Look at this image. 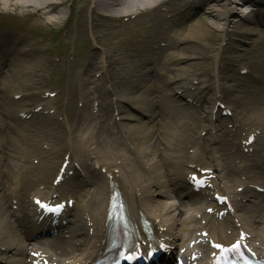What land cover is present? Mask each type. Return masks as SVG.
Here are the masks:
<instances>
[{
  "label": "bare ground",
  "instance_id": "obj_1",
  "mask_svg": "<svg viewBox=\"0 0 264 264\" xmlns=\"http://www.w3.org/2000/svg\"><path fill=\"white\" fill-rule=\"evenodd\" d=\"M249 7L251 11L231 25L232 17ZM0 14L12 16L19 24L34 18L59 27L71 22L72 26L62 34V40L63 44H72L75 52L69 69L72 79L79 70L77 65L87 64L80 86L82 112L79 116L73 115L76 92L72 80L66 93L73 102L72 111L65 116L66 122L60 121L53 114L46 113L44 107L35 112L20 102L27 96L36 101L37 95L47 87L44 72L54 73L60 63H56L55 71L49 72L54 62L33 45H26L25 36L18 37L9 32L0 34V59L4 60H0V185H13L5 195L6 199H0L8 204L12 199L23 197L24 192L35 185L33 177L38 180L41 169L42 179H46L51 165L44 163L40 169L38 165L43 158L40 145L44 142L50 147L48 152L54 151L58 155L64 152L69 157L78 155L86 182L93 187L92 196L79 212L86 215L95 242L82 252L80 258L74 257L68 264H88L102 249L109 182L119 185L129 213L136 220L138 210H150L157 237L167 241L172 248L177 235L170 234L169 227L171 229L173 223H168L165 215L158 212L157 196L167 197L172 190L186 194L194 191L188 179L179 176L178 182L175 177L169 178L172 172L164 167L175 168L182 162H170L164 154L170 150L187 155L188 146L194 143H199L203 149L199 138L193 136L201 126L208 134L207 145L212 151L216 141L212 136L213 120L220 119L215 116L214 109L219 107L221 99L229 101L231 108L226 109L233 110L238 116L240 130H248V135H254L256 130L264 132L263 89L258 94L254 83L250 86L243 84L244 78L232 69L239 64L250 71L259 70L261 74L255 76V81L264 83V30L256 31V27L264 25V0H0ZM209 32L216 33L215 37ZM254 34L257 38L251 42L252 46L238 50L249 43ZM207 38L222 43L216 55V67L212 70L217 84H211L206 77L203 84L198 81L190 85L187 78L198 71V61L212 59L213 48L203 41ZM90 41L94 42V47ZM254 48L260 49V53L254 52ZM200 70L202 74L210 73V68L205 66ZM100 79H104L108 87L99 83ZM192 85L196 94L191 91ZM31 89H37V94L21 93L32 92ZM235 89L242 92L238 98L231 96ZM10 94L17 95L18 99H11L12 103L7 104L5 96ZM206 94L210 96L207 98ZM195 95H200L208 103L204 115L206 125L201 124V111L197 108L186 110L181 107L184 99L196 98ZM165 97L171 98L178 106L165 108L160 103ZM133 110L145 115L147 123L144 122L143 127L119 122L122 119L142 122L140 117L131 114ZM19 111L24 119L19 116ZM39 114L46 119L42 122L35 120ZM113 115L119 120L111 122ZM13 121L32 122L30 126L16 127ZM71 130L76 138L70 150L65 140ZM226 137L221 135L223 143ZM129 148L135 157L130 156ZM221 151V164L213 162L208 167L216 174L224 169V158L229 159V163L233 160L242 163L247 158L239 149L229 151L228 156L225 149ZM247 168L239 169L236 163L232 170H241V173ZM37 169L39 171L34 173ZM44 183H48V178ZM65 183L67 181L62 184ZM68 190L70 196H77L75 190ZM31 210L32 215H36L33 204ZM9 212L0 206V217ZM210 218L211 222L207 221L199 229L207 228L221 240L223 230L231 226V222ZM183 223L180 220V225ZM1 224L13 231L8 219H0ZM161 227L164 229L160 230ZM25 237L29 238L30 234ZM51 245L60 254L80 250L79 245L61 235L52 240ZM4 246L14 253H24L22 246L9 241Z\"/></svg>",
  "mask_w": 264,
  "mask_h": 264
},
{
  "label": "rangeland",
  "instance_id": "obj_2",
  "mask_svg": "<svg viewBox=\"0 0 264 264\" xmlns=\"http://www.w3.org/2000/svg\"><path fill=\"white\" fill-rule=\"evenodd\" d=\"M251 9L252 8H250V7L249 8H244V10H242V12H240V14L238 13L234 17H232L233 23L231 25H233L234 23L238 22V20L240 18H243L244 15H247L248 12L251 11ZM258 16L261 17L260 15H258ZM2 19L5 20V21L7 20L5 17L2 18ZM26 25H27V27H26ZM24 26H23V28H25V29L22 30V32L20 34H24L27 37L28 42L30 43V45L33 44L35 46V48L37 47V49L39 51H41L42 53H44V54H47V55L51 54L50 56L51 57L53 56L52 59H54L55 57L61 59V57L64 56V60L60 61V65L58 66L57 71H55L56 70L55 64L51 65V67L49 69V72L55 71L53 73V76L48 77L49 74L44 72L45 85L48 84V86L51 87V88H49V89L43 88L41 90V92H43V93L46 92V93H49V94L50 93H57V95L54 96V97H52L53 95H51V98H50L49 97L50 95L48 94L49 96H47V98L44 101H42L41 103H47V106H48L49 110H51V111H52L53 106H56V107H58L60 109V111H62V115H65V109L67 107V105H65V102H66V94H65V92H67V90L64 92L65 84L68 85L69 82L73 80L74 89H75V92L77 94V96H76L77 99L75 100L74 103L76 104V107L80 106V101L79 100L81 99V94H83V93L78 88L81 86L82 80L85 77L84 75H85V71L87 69V64L86 63L78 64L77 67H79L78 68L79 70H78L77 74L74 76V79H72V77L69 74V72H70L69 69H70V66L72 65V62L69 61V60H70L71 55L73 53V45L72 44H68V45L61 44L62 40H60L59 37L56 38L57 35L55 34V32L57 30H59L60 27L58 25H54V24H45L42 21H40L39 19H34V20L30 21L29 23L27 22V24H25ZM9 27L10 26L5 24V23H3L0 26V28L3 29L4 31H7V30L11 31L9 29ZM256 29H257L256 30L257 32H258L259 29L264 30V25H259L258 27H256ZM14 31H16V30L14 29ZM50 34H53V35L50 36ZM208 34H211L212 36L215 37L216 33H214V32L210 33L209 32ZM214 37H213V39H214ZM256 38H257V34L256 35L254 34L252 36V40H250L249 43L245 44L243 47L239 48L238 50L241 51V50H244L245 48L251 47L252 46L251 42L254 39H256ZM50 39H52V42L49 44V40ZM203 41H204L205 44H209L210 46H212L213 51L210 53L211 56H212V59H211V61H206V62H204V61L202 62L200 60V61H198L199 64L197 66H196L197 63H195L196 70H198V71H196L193 74H191V76L189 78L191 80L193 79L191 81L192 83L195 82V81H201L202 84H203V82L205 81V79L207 77V79L209 80V82L211 84H217L215 76L212 74V70L216 67V55L219 52L218 48L220 47V42H212L211 38L203 39ZM90 44H91L92 47L95 46L93 41H90ZM47 46H48L49 49H47ZM253 51L258 54V53H260L261 50L254 48ZM202 66L207 67V69L210 68V73L211 74L210 73L202 74L201 70H200V68ZM244 68H245L244 66L236 64L232 69L233 70L235 69L234 71H236V73L239 76H241L243 78H246L248 81L252 79V73L259 74V72H260L259 70L257 71V70L251 69L252 71H250V69H249V72H252V73H249V72L246 73V70ZM197 75H199V76H197ZM201 77H203V78L200 79ZM195 79H197V80H195ZM99 83L107 86V83L105 82L104 79H100ZM53 85H54V87L52 88ZM261 86H263V85L261 84ZM261 86L258 85L259 88ZM259 88L257 89L258 94H260L261 90H262V89H259ZM31 90H32V92H26V91H23V92L24 93L36 94V92L38 91L37 89H31ZM235 90L236 91H234V93H232V95H231L232 98L240 97L242 95V92L241 91L239 92L238 89H235ZM263 93H264V87H263ZM209 95L210 94H206V96H209ZM248 98H249V96H248ZM8 100H10V95H9V97L7 95L5 96V102L7 104H8ZM202 100H204V99H202ZM227 101L226 100H222L223 106L224 107H228V105H229V107H231L230 104H228V105L226 104ZM24 102H26V104L27 103H31L28 100V98ZM165 102L167 104L168 100H166ZM67 104H68L67 110H72L73 102H70V103H67ZM207 105H208V103L207 104L205 103V104H203L202 107L204 108ZM78 109H79V107H78ZM221 110L222 109L220 107H219V109H217V111H216V115L217 116H221ZM231 112H232V116H225L224 115V117H222V118H223V120H226V119L229 120L231 125H232V123H235L237 125L238 124V116H236V114H235V112H233V110ZM57 119H59V116H57ZM130 122H132V121H130ZM130 124H131L130 126H134L135 124H137V126H142V127L144 125V123H137V122L130 123ZM201 132H202V130L199 129L198 132H197V135L200 136L201 138H203L201 136ZM245 132H246V130H244V131L243 130H238L239 134L240 133H245ZM232 134H235V132H230L228 134V140H230V138H232ZM245 134H247V133H245ZM73 136L74 135L71 134L70 137H68V139L66 141L67 145H71L73 143V140H74ZM239 138H241V137L239 136ZM237 143H238V140L228 141V144H227L228 147L225 150H228V149L234 147L235 144H237ZM220 145L221 144H217L215 147H217L218 150H221V146ZM262 145H264V137L262 139ZM258 149L259 150L261 149V145H259ZM196 150L198 151V149H196ZM188 151H189V155H193L194 152H195V149L194 148H190ZM208 156L209 155L207 154V157ZM196 159L197 160H201V158L197 157V156H196ZM250 181H252V180L250 179ZM79 194L82 195V192H79ZM11 218H12V221H13L14 216H12ZM7 239H9V237Z\"/></svg>",
  "mask_w": 264,
  "mask_h": 264
},
{
  "label": "snow or ice",
  "instance_id": "obj_3",
  "mask_svg": "<svg viewBox=\"0 0 264 264\" xmlns=\"http://www.w3.org/2000/svg\"><path fill=\"white\" fill-rule=\"evenodd\" d=\"M193 179L195 180L196 178L193 177ZM41 206H42V207H45L44 205H41ZM49 210H55V209H49ZM233 247H235V245H234ZM149 255H151V253H149Z\"/></svg>",
  "mask_w": 264,
  "mask_h": 264
}]
</instances>
